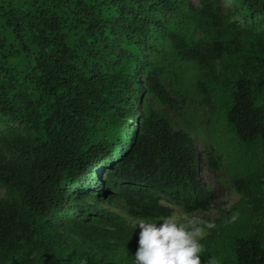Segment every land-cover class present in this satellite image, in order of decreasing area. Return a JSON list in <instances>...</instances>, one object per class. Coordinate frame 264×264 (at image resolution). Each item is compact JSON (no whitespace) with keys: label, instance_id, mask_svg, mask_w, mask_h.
Here are the masks:
<instances>
[{"label":"trees","instance_id":"trees-1","mask_svg":"<svg viewBox=\"0 0 264 264\" xmlns=\"http://www.w3.org/2000/svg\"><path fill=\"white\" fill-rule=\"evenodd\" d=\"M234 9L246 28L220 0H0V122L33 133L0 160V264H134L140 229L98 206L209 211L199 145L241 195L201 264H264V0Z\"/></svg>","mask_w":264,"mask_h":264},{"label":"rangeland","instance_id":"rangeland-1","mask_svg":"<svg viewBox=\"0 0 264 264\" xmlns=\"http://www.w3.org/2000/svg\"><path fill=\"white\" fill-rule=\"evenodd\" d=\"M222 5V14L224 19L231 23L232 25L241 26L246 28L250 21L236 16L234 9V4L236 1L240 0H220ZM194 4H197L198 0H192ZM220 72V64L218 59L212 58L210 60V73L212 76L216 77ZM133 114L137 113V110H133ZM169 118L172 121V124L175 128H179V124L176 120V117L173 114L169 113ZM33 140V133L29 129L25 128L18 122H0V160L7 165H10L14 168L19 166L21 161L18 158L14 151L18 150L20 147H25L30 144ZM200 151V173L201 181L204 185H207L212 188L216 194V200L212 208L207 212H197L188 214L185 213L181 207L167 202H164V205L169 207L172 210V215H177L180 217V223L189 227V230L196 232L197 229L192 227L195 225H200L197 232V239L202 241L211 235L212 229H209L207 225L209 223L214 224V221L220 219L223 213L232 212L235 205L241 199V195L237 192L233 186L230 175L225 169L224 163L220 165V168L217 171L210 170L205 161V149L202 145H199ZM264 193V188H263ZM0 197L6 198V191L3 187H0ZM91 205H94L93 202H89ZM99 209H107L112 213L120 215L123 217L130 225H134L138 220H134L128 217L125 207L121 202H115L113 205L108 203H102L98 206ZM61 212H59V215ZM160 220V219H159ZM159 220H156L159 222ZM190 221H195L196 223L190 224ZM257 224L261 226L264 231V219L257 221ZM139 228V226H136ZM140 229V228H139ZM207 244V242H206Z\"/></svg>","mask_w":264,"mask_h":264},{"label":"clouds","instance_id":"clouds-1","mask_svg":"<svg viewBox=\"0 0 264 264\" xmlns=\"http://www.w3.org/2000/svg\"><path fill=\"white\" fill-rule=\"evenodd\" d=\"M190 224L196 223L190 221ZM139 226L138 247L133 256L134 264H201L204 246L197 239V232L180 223V217L170 215L159 222L145 219L135 222ZM209 229L215 225L209 223ZM208 264H215L209 260Z\"/></svg>","mask_w":264,"mask_h":264}]
</instances>
